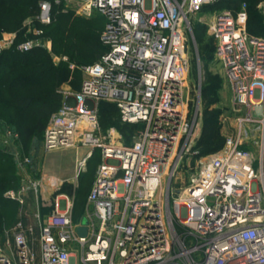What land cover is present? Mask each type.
I'll use <instances>...</instances> for the list:
<instances>
[{
    "label": "built area",
    "instance_id": "built-area-1",
    "mask_svg": "<svg viewBox=\"0 0 264 264\" xmlns=\"http://www.w3.org/2000/svg\"><path fill=\"white\" fill-rule=\"evenodd\" d=\"M55 1H39L43 24L50 23ZM219 1L82 2L83 14L104 17L106 50L82 67L79 90L65 94L73 102L48 118L43 148L84 146L76 176L99 149L102 160L86 200L87 233L77 234L81 222L66 203L39 223L38 252L21 222L12 236L6 232L0 264H264V37L248 35L245 2L236 12L215 11L209 23L231 84L235 130L184 186L164 178V165L191 126L181 107L189 17ZM31 46L26 41L16 48ZM99 101L113 103L122 122L143 124L135 140L118 142L113 128L101 133ZM31 185L36 192L38 183ZM7 193L22 202L20 191Z\"/></svg>",
    "mask_w": 264,
    "mask_h": 264
},
{
    "label": "rangeland",
    "instance_id": "rangeland-1",
    "mask_svg": "<svg viewBox=\"0 0 264 264\" xmlns=\"http://www.w3.org/2000/svg\"><path fill=\"white\" fill-rule=\"evenodd\" d=\"M39 1L0 0V28L3 29L0 35V170L6 164L32 166L41 162L44 154L45 171L59 176L71 175L76 158L85 154L86 148L74 145L45 151L42 133L35 130L26 137L25 129L33 126L34 108L43 101L53 111L63 103L73 102L71 97L65 99V94L79 90L84 76L82 67L95 59L94 46L101 47L99 36L103 19L95 11L90 15L83 14L80 6L84 0H58L53 2L50 23L43 24L39 19ZM244 1L248 35L264 37V0L255 5L253 0ZM146 7H149L148 1ZM218 8L221 7L207 8L189 17L188 68L181 107L191 126L186 135H180L170 161L164 165V178L166 182L171 181L173 187L184 186L199 163L217 152L225 137L235 130L236 111L231 84L215 55V38L209 30V23ZM3 36H10L13 43L7 44ZM26 41L32 44L27 52L16 48L18 43ZM16 96L31 98V102L23 108L14 102ZM96 108L101 133L107 134L113 128L118 142L129 144L135 140L142 123L122 122L117 107L108 101H99ZM101 160L96 150L86 160L77 182L83 173L87 174V166L94 167L91 173L94 175ZM31 177L29 202L36 206L31 182L38 181L36 175ZM12 187L7 190L0 187V242L6 232L13 235L15 228L7 229L14 225L21 205L19 200L9 197L7 192L15 191ZM85 193L86 190L77 195L75 202L84 206ZM38 232L36 228L33 236H29V241L33 240L37 245L35 252H38Z\"/></svg>",
    "mask_w": 264,
    "mask_h": 264
},
{
    "label": "crops",
    "instance_id": "crops-1",
    "mask_svg": "<svg viewBox=\"0 0 264 264\" xmlns=\"http://www.w3.org/2000/svg\"><path fill=\"white\" fill-rule=\"evenodd\" d=\"M43 156L41 158V162L34 163L32 166L14 167V174L17 176V185L14 189L15 191H20L22 202H20L21 205L15 217L14 225L7 230H14L16 224L21 222L27 232L28 238H30L29 236H31V234L33 236L34 229H39V223L46 222L55 210L63 212L67 207L66 203H69V212L72 215V219H74L76 223L81 222V218L85 215L87 208L86 201L82 210L75 206V198L77 196L78 187L76 165L80 158H76L71 175L65 174L63 176H59L54 172H47L44 170ZM32 175H36V180L38 181V188L35 192L36 206H34V204L30 205L29 202V199L32 196L30 192L29 179H32ZM88 187L89 189L86 193V200L91 188V183ZM7 233L9 234L10 232ZM36 246L35 242L31 240V249L36 250Z\"/></svg>",
    "mask_w": 264,
    "mask_h": 264
},
{
    "label": "trees",
    "instance_id": "trees-1",
    "mask_svg": "<svg viewBox=\"0 0 264 264\" xmlns=\"http://www.w3.org/2000/svg\"><path fill=\"white\" fill-rule=\"evenodd\" d=\"M260 1L261 0H253V4L255 5L258 2H260ZM242 2H245V1L244 0H221V1L215 2L213 4L205 5L202 8L201 11H203V10H205L207 8H213V7H219L220 6L221 8H218L219 10L230 9L233 12H236L237 10H239L240 5H241ZM51 4L53 5L54 3L52 2ZM52 5H51V14H52ZM218 9H217V11H219ZM101 17L103 19V26H102V29H103L104 28L105 19H104L103 16H101ZM102 29H101V31H102ZM2 31H3V29L0 28V35H1ZM99 41H100L101 47H98V45H96V44L94 46V48L96 50L95 59L92 60L91 62L87 63V64H90V63H93L94 61H96L100 57V55L106 50V47L101 42L100 36H99ZM23 52H27V51H23ZM52 97L53 98L55 97V99H59V96L53 95ZM14 102L18 106H22L23 108H25L31 102V98L16 96L14 98ZM57 109H55L54 111H56ZM54 111H53L52 107H48L47 106L46 101H43L40 106H37V108H34L35 121H34V124H33L32 127L25 129L26 137H29L33 133V131H35V130L41 132L42 136H43V131H44L45 125H46V123L48 121V118L50 117V115ZM46 117H47V119H46ZM99 122H100V118H99ZM223 143H224V141H223ZM96 150L99 151V149H95L93 151L92 155L88 159H90L94 155V152ZM99 154H100V151H99ZM96 170H97V168L95 169L94 175H91V173H93V171H94V167L93 166H87V174L83 173L80 176V179L78 181V187H77V195L78 196L82 195V192L85 191V190H86V193H87V191L89 189L88 185L90 183L92 185V182H93L95 174H96ZM91 176H92V179H90ZM16 182H17V176L14 174V166H11L10 164H6L5 166H3L2 169L0 170V187L2 188V190H5V189L7 190L8 188H10L12 186L16 187V185H17ZM86 193H85V196H84L85 197V201H86ZM75 206L78 207L80 210H82V208H83V205H80L79 203H76V202H75ZM83 217L84 216H82V218ZM82 218H81V220H82Z\"/></svg>",
    "mask_w": 264,
    "mask_h": 264
},
{
    "label": "water",
    "instance_id": "water-1",
    "mask_svg": "<svg viewBox=\"0 0 264 264\" xmlns=\"http://www.w3.org/2000/svg\"><path fill=\"white\" fill-rule=\"evenodd\" d=\"M87 219L85 217L81 220V225L76 228V232L79 236H85L87 233Z\"/></svg>",
    "mask_w": 264,
    "mask_h": 264
},
{
    "label": "bare ground",
    "instance_id": "bare-ground-1",
    "mask_svg": "<svg viewBox=\"0 0 264 264\" xmlns=\"http://www.w3.org/2000/svg\"><path fill=\"white\" fill-rule=\"evenodd\" d=\"M86 151V150H85ZM82 152H83V150H82ZM84 154V153H83ZM81 158V157H80Z\"/></svg>",
    "mask_w": 264,
    "mask_h": 264
}]
</instances>
